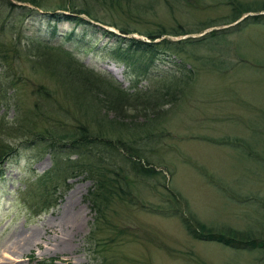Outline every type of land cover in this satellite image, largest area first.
Wrapping results in <instances>:
<instances>
[{
	"label": "rangeland",
	"instance_id": "1",
	"mask_svg": "<svg viewBox=\"0 0 264 264\" xmlns=\"http://www.w3.org/2000/svg\"><path fill=\"white\" fill-rule=\"evenodd\" d=\"M234 1L264 8V0ZM47 5L56 13L65 5L89 10L104 23L137 31L131 36L141 39L139 33L161 26L193 32L180 38H199L226 28L223 23L232 16L229 0H48ZM39 13L25 20V41L53 39L52 45L70 51L128 92L156 86V76L178 72L176 66L158 61L138 74L136 65L114 61V52L124 45L100 32L99 26L53 24ZM241 30L219 45L188 49L194 73L185 85L165 82L159 101L127 104L93 86L101 91L98 95L72 90L64 105L73 115V104L78 106L94 129L109 137L151 133V159L165 177L156 185V197L149 188L141 191L151 205L162 206L165 185L206 225L264 237V25L249 24ZM21 69L28 74L25 66ZM32 79L47 84L40 75ZM31 85L19 84L28 108L34 103ZM61 113L65 116L66 111ZM5 115L10 120L13 108ZM17 150L0 169V264H261L260 252L193 240L178 218L146 214L125 203L114 207L116 227L109 223L111 228L94 231L89 240L93 214L83 199L91 183L81 177L69 180L70 188L56 207L35 216L23 191L51 162L38 146ZM30 234L34 236L29 244L19 248Z\"/></svg>",
	"mask_w": 264,
	"mask_h": 264
},
{
	"label": "trees",
	"instance_id": "2",
	"mask_svg": "<svg viewBox=\"0 0 264 264\" xmlns=\"http://www.w3.org/2000/svg\"><path fill=\"white\" fill-rule=\"evenodd\" d=\"M114 1L117 0H112ZM17 3L48 12L47 21L53 24L71 21L85 24L91 29L95 23L103 27H114L124 38L103 30V27L98 30L115 37L124 45L114 52V61L126 66L136 65L140 71L138 74H145L158 61L176 66L178 72L169 71L156 76L155 79L159 80L156 86L128 92L112 78L102 76L80 63L70 51L52 45L53 39L39 41L31 38L25 41L21 29L26 18L33 12L36 13V10L16 5ZM47 4L48 0H0V169L17 149L30 146H38L49 156L51 162L50 168L42 176L32 180L23 191L32 214H43L53 206L56 207L62 199V193L70 188L69 180L81 177L91 183L83 199L93 214L89 240L94 231L111 228L109 223L116 227L113 222V215L116 213L114 207L125 203L146 214L178 218L193 240L216 243L232 250L260 252V262L264 264L263 236L250 231L238 232L232 228H225L221 232L206 225L193 215L188 202L178 192H173L165 185L162 188L167 196L159 201L162 203L161 207L153 206L151 202L141 198V191L147 188L151 189L152 197H156V185L159 184V179H165L151 159V133L144 130L140 131L142 134L138 132L136 135H131L130 132L127 134L130 137H109L100 129H94L78 106L73 104L76 108L73 115L69 108L67 110V105H64L68 97L74 94L72 90L77 92L83 89L92 95H98L101 91L93 86L101 88L103 92L108 91L107 93L118 100L123 99L127 104L131 100L143 104L151 100L159 101V89L165 82L185 85L194 73L195 66L190 62V55L186 57L188 49L219 45L222 39L241 32L249 24L264 25V15L259 13L264 12V8H253L241 3L239 5L234 0H229L232 16L224 25L234 23L246 13L254 15L247 16L235 26L213 30L199 38L178 41L171 38L187 36L193 32L179 26L170 30L161 26L153 32L139 33L148 40L146 41L128 37L138 32L104 23L89 10L65 5L56 13ZM83 18L87 20L84 21ZM198 32L201 33L202 30ZM54 36L53 33L52 37ZM22 66L27 68L28 74L23 73ZM214 66H218L217 61ZM38 75L49 85H33L31 97H34V103L28 108L19 84L32 83V77ZM8 108L14 110V116L10 120L3 113ZM61 110L66 111L65 116Z\"/></svg>",
	"mask_w": 264,
	"mask_h": 264
},
{
	"label": "bare ground",
	"instance_id": "3",
	"mask_svg": "<svg viewBox=\"0 0 264 264\" xmlns=\"http://www.w3.org/2000/svg\"><path fill=\"white\" fill-rule=\"evenodd\" d=\"M59 221L62 224V226H64V224H66V220L65 221L64 220H59ZM33 236H34L33 234L28 235V237L22 242V244L18 245L19 248H23L24 246H27L29 244V242H30L29 240L32 239Z\"/></svg>",
	"mask_w": 264,
	"mask_h": 264
}]
</instances>
